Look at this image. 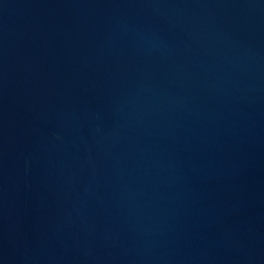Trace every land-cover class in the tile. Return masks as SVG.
<instances>
[{
  "label": "water",
  "instance_id": "obj_1",
  "mask_svg": "<svg viewBox=\"0 0 264 264\" xmlns=\"http://www.w3.org/2000/svg\"><path fill=\"white\" fill-rule=\"evenodd\" d=\"M0 264H264V0H0Z\"/></svg>",
  "mask_w": 264,
  "mask_h": 264
}]
</instances>
